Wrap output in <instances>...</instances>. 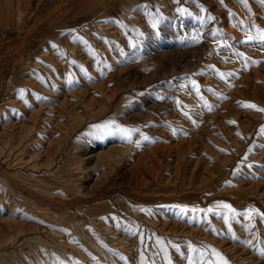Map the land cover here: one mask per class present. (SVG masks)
<instances>
[{"label": "rangeland", "instance_id": "374dc122", "mask_svg": "<svg viewBox=\"0 0 264 264\" xmlns=\"http://www.w3.org/2000/svg\"><path fill=\"white\" fill-rule=\"evenodd\" d=\"M0 264H264V0H0Z\"/></svg>", "mask_w": 264, "mask_h": 264}, {"label": "bare ground", "instance_id": "6f19581e", "mask_svg": "<svg viewBox=\"0 0 264 264\" xmlns=\"http://www.w3.org/2000/svg\"><path fill=\"white\" fill-rule=\"evenodd\" d=\"M45 176H48V178H50V179H52L53 177V175L52 174H48V175H45ZM63 178H65V176L64 175H60V178H59V180H61V179H63Z\"/></svg>", "mask_w": 264, "mask_h": 264}]
</instances>
